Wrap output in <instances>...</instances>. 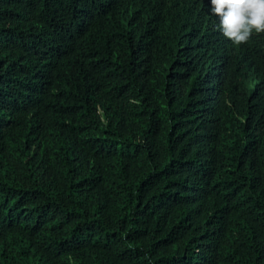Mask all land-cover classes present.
I'll list each match as a JSON object with an SVG mask.
<instances>
[{"label": "trees", "instance_id": "16d2710c", "mask_svg": "<svg viewBox=\"0 0 264 264\" xmlns=\"http://www.w3.org/2000/svg\"><path fill=\"white\" fill-rule=\"evenodd\" d=\"M211 0H0V264H264V34Z\"/></svg>", "mask_w": 264, "mask_h": 264}, {"label": "clouds", "instance_id": "9594fccd", "mask_svg": "<svg viewBox=\"0 0 264 264\" xmlns=\"http://www.w3.org/2000/svg\"><path fill=\"white\" fill-rule=\"evenodd\" d=\"M219 30L234 45L248 44L253 34H264V0H211Z\"/></svg>", "mask_w": 264, "mask_h": 264}]
</instances>
